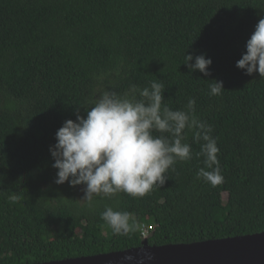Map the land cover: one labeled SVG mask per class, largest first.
Wrapping results in <instances>:
<instances>
[{
	"label": "trees",
	"instance_id": "obj_1",
	"mask_svg": "<svg viewBox=\"0 0 264 264\" xmlns=\"http://www.w3.org/2000/svg\"><path fill=\"white\" fill-rule=\"evenodd\" d=\"M262 16L264 0H0V264L133 249L145 229L157 247L264 232V79L236 67ZM187 54L210 58L211 75L191 72ZM211 80L223 82L220 95ZM153 81L172 110L195 101L223 183L196 178L204 157L189 132L192 159L143 197L89 205L83 186L55 184L50 147L63 123L86 117L102 89ZM106 206L130 213L135 230L114 234Z\"/></svg>",
	"mask_w": 264,
	"mask_h": 264
},
{
	"label": "clouds",
	"instance_id": "obj_2",
	"mask_svg": "<svg viewBox=\"0 0 264 264\" xmlns=\"http://www.w3.org/2000/svg\"><path fill=\"white\" fill-rule=\"evenodd\" d=\"M185 64L191 72L211 75L212 60L203 54H187ZM236 67L248 76L258 73L264 79V16ZM211 82L210 95L225 90L222 81ZM164 100L163 85L156 81L142 89L132 85L124 94L106 88L96 92L92 106L85 110L86 117L77 112L75 121L66 120L56 132V143L50 147L52 167L57 170L54 183L83 186L80 201L89 205L96 197L111 198L121 192L143 197L165 184L167 172L174 170L177 162L192 159L191 145L185 142L190 132L200 144L196 155L204 157V167L196 178L211 187L222 184L219 148L211 126L196 117L195 101L189 99L187 110H172ZM101 219L116 235L128 234L136 227L130 223V213L110 206L105 207Z\"/></svg>",
	"mask_w": 264,
	"mask_h": 264
},
{
	"label": "water",
	"instance_id": "obj_3",
	"mask_svg": "<svg viewBox=\"0 0 264 264\" xmlns=\"http://www.w3.org/2000/svg\"><path fill=\"white\" fill-rule=\"evenodd\" d=\"M36 264H264V232L158 247L146 238L133 249Z\"/></svg>",
	"mask_w": 264,
	"mask_h": 264
},
{
	"label": "rangeland",
	"instance_id": "obj_4",
	"mask_svg": "<svg viewBox=\"0 0 264 264\" xmlns=\"http://www.w3.org/2000/svg\"><path fill=\"white\" fill-rule=\"evenodd\" d=\"M223 199H224V201H227V199H228V194L227 193L223 194ZM145 230H146V234H148L149 230L148 229H145ZM143 236H144V234H143ZM146 237H148V235H146Z\"/></svg>",
	"mask_w": 264,
	"mask_h": 264
},
{
	"label": "built area",
	"instance_id": "obj_5",
	"mask_svg": "<svg viewBox=\"0 0 264 264\" xmlns=\"http://www.w3.org/2000/svg\"><path fill=\"white\" fill-rule=\"evenodd\" d=\"M143 234H144V236L148 235V234H146V230L143 231Z\"/></svg>",
	"mask_w": 264,
	"mask_h": 264
}]
</instances>
